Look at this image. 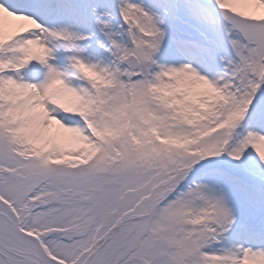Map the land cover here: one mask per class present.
<instances>
[{"label":"snow or ice","instance_id":"6c2138e0","mask_svg":"<svg viewBox=\"0 0 264 264\" xmlns=\"http://www.w3.org/2000/svg\"><path fill=\"white\" fill-rule=\"evenodd\" d=\"M0 264H264V0H0Z\"/></svg>","mask_w":264,"mask_h":264}]
</instances>
